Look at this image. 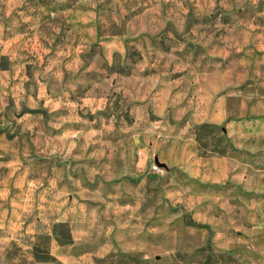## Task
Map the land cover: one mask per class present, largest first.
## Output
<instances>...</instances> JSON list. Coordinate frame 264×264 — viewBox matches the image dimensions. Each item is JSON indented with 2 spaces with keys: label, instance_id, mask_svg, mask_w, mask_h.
<instances>
[{
  "label": "rangeland",
  "instance_id": "rangeland-1",
  "mask_svg": "<svg viewBox=\"0 0 264 264\" xmlns=\"http://www.w3.org/2000/svg\"><path fill=\"white\" fill-rule=\"evenodd\" d=\"M248 89L264 0H0V264H264Z\"/></svg>",
  "mask_w": 264,
  "mask_h": 264
},
{
  "label": "crops",
  "instance_id": "crops-1",
  "mask_svg": "<svg viewBox=\"0 0 264 264\" xmlns=\"http://www.w3.org/2000/svg\"><path fill=\"white\" fill-rule=\"evenodd\" d=\"M242 102L243 105L246 109V115H250V116H262L264 115V97H260L254 90L252 89H248L246 91H244L242 93ZM239 142L237 144V146L240 149H246V145L250 142V140H248L247 136H241L238 137ZM262 138L258 137L254 140L255 143H253V145L255 146H259L262 142L261 140ZM252 145V147H253ZM255 146V147H256ZM198 165H201L200 163H198ZM202 167H203V171H202V176L205 178V180L210 181L211 179V175H214V177L218 176L219 181H221V178H224V176L226 175V161L225 160H221V159H214V160H210L208 162L202 161ZM191 171H195L200 173L201 170L200 168L196 169H192V167H190V175Z\"/></svg>",
  "mask_w": 264,
  "mask_h": 264
},
{
  "label": "built area",
  "instance_id": "built-area-1",
  "mask_svg": "<svg viewBox=\"0 0 264 264\" xmlns=\"http://www.w3.org/2000/svg\"><path fill=\"white\" fill-rule=\"evenodd\" d=\"M155 169H157V168H155Z\"/></svg>",
  "mask_w": 264,
  "mask_h": 264
}]
</instances>
